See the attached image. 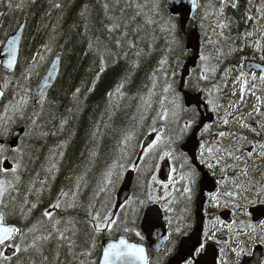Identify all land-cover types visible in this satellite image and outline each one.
I'll list each match as a JSON object with an SVG mask.
<instances>
[{
    "label": "trees",
    "instance_id": "trees-1",
    "mask_svg": "<svg viewBox=\"0 0 264 264\" xmlns=\"http://www.w3.org/2000/svg\"><path fill=\"white\" fill-rule=\"evenodd\" d=\"M21 2L22 7L17 8L16 5ZM105 3L109 5L107 12L103 8ZM156 3L157 0H119L117 6L116 0H4L1 4L0 40L15 30L23 19H26V26L18 67L12 74L0 69V84L7 77L13 81L10 85L13 91L16 90L17 80L32 88L52 56H61L60 73L53 86L45 92L46 100L36 126L31 125L29 117L33 111L40 112V107L30 102L24 118L17 115L8 128L11 131L14 127H23L30 135L22 134L18 142L23 152L22 160L19 155L16 157L23 165L17 172L20 179L14 190L6 194L8 207L2 208L7 221L21 229L36 225L38 232L35 234H47L51 230V222L42 214L56 202L62 191L68 192L67 197H61L59 209H49L54 211L55 219L62 221L59 225L61 229L71 221L77 230L72 237L75 256L69 253L65 242L59 248L60 264H80L81 261L88 264L89 260H95L100 255L103 238L126 235L132 241L143 242L135 233L139 232L143 210L153 203L149 185L164 151H173L176 168L182 167L184 175L193 168L180 151V145L199 119L194 107L184 106L179 91L180 71L191 52L186 49V35L178 21H172L178 24L175 35L166 30L171 15L165 0H159L158 9ZM56 4L61 6L57 8ZM198 4L188 28L197 24L200 54L196 67L185 78L183 89L201 93L208 110L214 113L208 133L200 135L201 143L205 144L212 140V129L219 122L232 83L238 79L234 69L249 56L252 39L244 36L249 32L251 23L246 20L243 0H239L237 8H226L224 17L229 27L223 30L222 35L217 28L218 16L212 15L215 1L200 0ZM137 5L141 7L137 8ZM82 12L84 15H81ZM112 16L120 19L121 28L110 33L107 31V27L111 26L108 17ZM117 39L121 41L120 46L116 44ZM130 43L134 47H129ZM44 45L51 51L45 52ZM37 52L42 53L45 59L42 63L37 62L32 79L24 81L20 74ZM201 56L207 59L201 60ZM101 57L106 65L102 73ZM161 60L165 63L161 64ZM213 68L214 72L211 71ZM203 75L208 79H203ZM120 84L124 85L122 95L116 92ZM168 85L171 88L165 93L164 88ZM249 86L261 96L264 119L263 86L255 81H250ZM77 88L79 93H76ZM150 90L152 95L149 97ZM109 92L113 94L111 97ZM141 97L151 104L150 108ZM12 99V92L9 91L0 105V114ZM165 109L167 119L162 118ZM189 120H194V125L182 131ZM153 128L161 135V142L151 152H142L145 138L151 134L156 136ZM128 135L131 139L125 144L124 138ZM2 137L7 136L0 132ZM261 142L264 144V138H259L257 145ZM6 154L12 162L13 154ZM52 164L56 168L47 171ZM113 165H117L112 169L113 182L101 191L106 185V174ZM131 169L134 175L129 198L117 209V190L125 173ZM41 181L46 183L41 185ZM181 185L176 188L179 194ZM179 194H176L175 200ZM25 200L29 201V205H24ZM32 203L37 207L28 212L27 208ZM70 203L75 206L68 207ZM89 204L100 209L102 215L116 210L113 217H118L110 235L104 232L97 236V247L91 257L81 255L89 250L94 235L88 223ZM172 206L176 210L173 213L181 216L182 204L177 200ZM22 207L26 219L21 218ZM33 235L27 234L24 243H31ZM66 235L71 237V231ZM55 249L56 242L53 241L44 246L43 253L52 256ZM168 250L158 256L157 264L166 261ZM154 257L150 255V264L157 262H154ZM29 258L40 264V256L34 250L22 252L19 261L14 259L9 264H27ZM0 264L3 262L0 261Z\"/></svg>",
    "mask_w": 264,
    "mask_h": 264
},
{
    "label": "snow or ice",
    "instance_id": "snow-or-ice-1",
    "mask_svg": "<svg viewBox=\"0 0 264 264\" xmlns=\"http://www.w3.org/2000/svg\"><path fill=\"white\" fill-rule=\"evenodd\" d=\"M117 6L119 5V0H116ZM185 4V0H168V7L169 11L171 12V16L168 20V29L171 31L174 35L178 30V24L173 23L172 21H178L180 24L183 23L184 19L186 18L182 12V8ZM190 7L188 8L189 12H192L193 10L197 9L199 7L198 0H189ZM218 5V7H216ZM57 8H59L61 5L56 4ZM9 7H12L11 4H9ZM17 8L22 7V2L18 3L16 5ZM140 5H137V8H140ZM155 7L159 8V0H157V3ZM232 7L237 8L238 3L237 0H215V4L213 5L214 11L212 15L218 16L217 19V28L221 30V35L223 34V30L229 27V22L226 21V17H224V13L226 8ZM87 6H85L86 10ZM103 8L105 9V12L109 10V5L105 3L103 5ZM258 11H264V4L260 6ZM81 15H84V12L81 13ZM207 16L208 13H205ZM108 19L111 21V26L107 27V31L115 32L120 30L121 28V21L118 17L112 16L108 17ZM247 19L251 21L253 19L252 16H248ZM151 23V21H148ZM126 26V25H125ZM215 31V29H214ZM253 34L250 32H247L244 34L245 38L251 37ZM126 38V34H125ZM19 40L20 37L18 35L12 34L10 38H8V34L5 35V39L0 40V53H3L5 55V59L3 60V64L7 69H14L18 67L19 61H18V53H19ZM117 46H120L121 41L117 39L116 41ZM89 48L92 47L91 42H89ZM44 51L50 52L51 49L44 45ZM129 47H134V44H129ZM239 49H233V51H237ZM257 50L258 51H264V47L260 45V43H257ZM45 57L42 53L37 52L36 55L32 56L31 61L27 67L21 72V77L24 81H30L32 79V76L34 74L35 68L37 67V62L39 61L42 63L44 61ZM207 59L204 56H201V60ZM262 60H264V56L261 57ZM60 56L57 55L55 58V61L53 62V67H55L56 64L60 63ZM161 64H164L165 61L161 60ZM101 69L100 72L102 73L105 70V64L103 61V57H101ZM240 67H245L243 63H241ZM251 67L255 69H259L261 72V75L257 78L255 72H252L251 74V81H256L259 79L260 81L264 82V66L260 64H252ZM205 71H208V69H205ZM211 71H215V69H211ZM38 74V73H36ZM155 74H153L154 76ZM49 76H51V73H49ZM99 76V74H98ZM203 79H208L206 75L202 76ZM238 79L242 80L243 86L241 87L240 91L243 95L245 91V86L249 84V74L246 71H240L238 75ZM13 83V81L7 77L4 78L2 84H0V99H3L7 96L8 92H12L13 99L9 102L8 105L4 106V114L3 116H0V120L7 119L8 121L13 120L17 115L23 119L26 113V110L30 104V102L35 101V103L40 107V112L33 111L32 115L29 117V120L31 122V125L34 127L37 124V119L40 117L42 111H43V105L46 100L45 95V89L48 85V80H44V85L40 88L39 93L36 94L32 91L30 87H27L23 85L20 80L16 81V90L13 91L10 88V85ZM124 87L123 84H120L116 88V92L118 94H121V89ZM153 87H155V81L153 80ZM171 88V85H168L164 88V92L167 93L169 89ZM92 89H90L91 91ZM80 89H76V93H79ZM109 97H111L113 94L111 92L108 93ZM152 95L151 90L149 91V97ZM142 100H144L143 97H141ZM257 99H260L259 97ZM144 103L150 108L151 104L144 100ZM211 103V101H209ZM161 105H163V100L161 101ZM195 111V109H194ZM160 115V114H158ZM168 113L165 109L163 111L162 118L167 119ZM155 123V120L153 121ZM194 120H189L185 123L184 128L182 131L187 130L191 128L194 125ZM224 123L227 124L228 120L225 119ZM6 126V125H5ZM247 126V125H245ZM209 126L205 125L204 128L207 130ZM255 131V129H253ZM20 132L24 134V136L30 135L29 131H26L24 128L20 129ZM152 132L156 133L155 139H152L150 142L146 144V148L144 151L151 152L152 150L156 149L161 142V135L156 132V129L153 128ZM220 137H224L227 135L225 132H220L218 134ZM6 137L0 138V209L7 208L8 205L5 203V197L6 194H8L10 191L14 190L15 185L19 182V175H17L18 169H20L23 165L21 163L23 152L22 148L19 144L16 143L17 140H21L22 138L17 136L13 137V142L10 146H5L4 140ZM131 139V136H125V144L128 140ZM171 143V140L169 141ZM259 147L261 149H264V144H260ZM202 149H205L204 145H201ZM207 153L209 155L212 154L213 149L211 147L206 149ZM216 151H219V149H216ZM228 157H232L233 153L227 149L224 150ZM6 153H12V162L9 161L8 155ZM254 154L264 157V151L256 152L255 145L253 146L252 150L247 153V157L251 158ZM17 155L21 157V160H17ZM62 155V153H61ZM203 156V152L201 153ZM173 157V151H164L160 155V159L164 160L165 158H172ZM236 160H240V156H235ZM224 162V157L220 156L216 158V164H220ZM117 165H113L112 168L109 169V171L106 174L105 180L106 185L104 188L101 189V191H105L107 189V185H111L113 182V176L114 172L112 169L116 168ZM119 167H123L122 165H119ZM135 167V165H133ZM209 168L215 167L213 164H208ZM225 167L227 168L228 165L225 163ZM56 168L55 164H52L47 171L51 172L53 169ZM175 169H173L174 171ZM243 175H247V165L240 170ZM11 175V179H5L4 177H7ZM195 176L196 171L194 168H190L189 172L186 173L184 176H181V180L186 181V185L183 188V194L188 196V198H191L192 194V187L191 185L195 183ZM55 178L54 176L52 177ZM155 179V177H153ZM171 179V178H170ZM41 185H44L46 181H41ZM242 185L237 184L235 187L237 190L241 188ZM79 183L76 185L77 191H79ZM167 187V185H165ZM246 190V189H245ZM255 197L256 201H259L260 204L264 205V200L261 199V197H264V185L257 182L256 184V190H255ZM69 195L68 192L62 191L58 197L55 203H52L49 205L48 209H45L43 212V217L47 218L51 222V230L47 232V234H35L38 232V228L36 225H33L27 229H21L20 227H17L14 224H7L5 222L6 213L3 210H0V261L3 262V264H9V262L13 261L14 259L19 261L20 254L22 252H29L30 250H34L39 256H40V264H60L59 259V248L62 246L65 242H67V247L69 250V253H73V249L75 248V242L72 239L76 235V228L75 224L71 221L66 222V226L61 229L59 225L62 223L61 220H57L54 218V211H50L49 209H59L61 207V197H67ZM73 197H75L76 193H72ZM165 195H169V193L165 192ZM226 196L232 197V196H238L239 191L236 193L233 192H226ZM215 199V197H214ZM256 201L250 200L249 203H254ZM143 203V202H141ZM24 205H29V201L25 200ZM68 207H74V203H70L67 205ZM37 205L35 203L30 204V206L27 208L28 212H31L32 209H35ZM103 207V206H102ZM239 207V205H238ZM88 216L89 220L88 223L91 227L92 232L94 233L92 239V243L89 245V250L85 253H81V255H85L87 257H91L95 250H96V238L99 234H102L104 232H108L109 235L113 229V227L118 223V217L114 218L112 213L103 214L100 209H95L94 205L89 204L88 205ZM21 218L26 219V215L24 213V208H21ZM68 225H71L69 227ZM155 226V225H153ZM71 231L72 236L66 235ZM127 232L128 229H125ZM176 233H180L181 229L176 228ZM255 229H253V232ZM27 234H34L33 238L31 240V243H24ZM136 236L140 237L141 241H143L144 237L141 236L140 232L135 233ZM151 235V233H149ZM169 237L165 236L164 240H168ZM259 243L254 245L253 251L251 253L246 252V249L243 247L238 246L236 249H233V252L235 255L240 258V264H261V260L259 257L261 255H264V251H261L264 249V237H259ZM56 242V249L54 251V254L52 256H46L43 253V248L46 244L50 242ZM207 241H197L196 244L192 245L188 253L183 258V264H200V259L202 253L205 251ZM23 245V246H22ZM223 249H221V252ZM27 264H36V261L32 258H29ZM80 264H85L84 261H81ZM88 264H149L148 257L146 255V249L143 246L142 243H132L129 242L125 237L121 236L118 240H110V241H104V243L101 245L100 248V255L95 260H89ZM221 264H224L223 261H221Z\"/></svg>",
    "mask_w": 264,
    "mask_h": 264
},
{
    "label": "flooded vegetation",
    "instance_id": "flooded-vegetation-1",
    "mask_svg": "<svg viewBox=\"0 0 264 264\" xmlns=\"http://www.w3.org/2000/svg\"><path fill=\"white\" fill-rule=\"evenodd\" d=\"M249 151L251 150L232 152L234 154L232 157H228L224 151L215 152L216 155H219H217V157L223 156L225 160L224 162L212 168L208 167V164L213 163L210 161V159L204 160L201 158L199 161L206 166L207 171L216 183V189L213 192L205 193L203 207V229L200 233V241L206 240V245L211 244L216 248L217 255L215 264H221L222 256L224 253L231 251V246H235L234 249H236L238 246L244 247L245 245H248V248H245L246 252L251 253L253 251L254 245L259 243L258 238L264 237V213H255L252 211V209L257 207H264V205L260 204L259 201H256L254 194L256 190V184L260 181L255 170L261 166L264 167V157L262 160H259L260 156L254 154L251 158H248L247 153ZM260 151H264V149L256 150V152ZM205 154L210 157L212 155H209L207 152H205ZM235 156H240L241 159L236 160ZM169 163L171 169L176 168V160L170 158ZM225 163L228 165L227 168L225 167ZM246 165L248 171L250 167L252 170L247 174L246 177H243L242 174L239 173H241L240 170ZM231 169L233 172L227 173V171H231ZM262 170L264 171V168H262ZM219 172L221 174L220 176L217 175ZM197 174L195 177L196 183L191 185V198L189 199L188 196L184 195L183 193H180L177 197V200L182 204L181 219L176 224H174L172 220L167 219L169 239L163 252L167 249L169 250L167 252L168 258L163 264H166L167 260L174 255L180 241L183 238L188 237L194 228L195 201L199 193L200 176ZM238 177L241 178L240 185H242L239 190H237L235 187V185H237L236 179ZM261 179L262 180L260 184L264 185V174L262 175ZM185 183L187 182L184 181V185ZM172 187L170 191H172ZM173 191H175V187ZM237 191H239L238 196L229 197L225 195L226 192L236 193ZM172 193L175 196L176 192ZM261 199L264 200V197H261ZM177 200L173 199V204H175ZM250 200L256 202L249 203ZM175 211L176 210H173L172 206V213ZM262 211L263 210L260 212ZM172 216L176 218L174 214H172ZM211 222H213V224H210ZM176 228H180L181 232L176 233ZM253 229H255L254 232ZM206 234H216V237L213 239L210 237L208 238ZM221 249H223L222 252ZM261 251H264V249ZM161 253L162 252L150 254L155 256L154 262L157 260V262L154 264L158 263L157 258ZM259 259L261 260V264H264V255H261ZM224 264H240V258L237 257L235 263L225 262Z\"/></svg>",
    "mask_w": 264,
    "mask_h": 264
},
{
    "label": "water",
    "instance_id": "water-1",
    "mask_svg": "<svg viewBox=\"0 0 264 264\" xmlns=\"http://www.w3.org/2000/svg\"><path fill=\"white\" fill-rule=\"evenodd\" d=\"M2 1L3 0H0V4ZM165 2L167 5V9L169 11L168 0H165ZM189 7H190L189 0H185V4L182 8V12L186 18L184 19L182 24L179 23V27L181 31L185 33L186 35L185 45H186V48L191 51V55L184 62L183 67L181 69L180 80H179V91L182 94L184 105L186 107L194 106L197 109L199 113V120H198L197 125L193 127L191 133L187 136L184 142H182V144L180 145V150L187 155V157L190 159L191 164L196 168V170L200 174L199 193L195 201L196 204H195L194 228L192 229L188 237H185L180 241L174 255L168 259L166 264H182L183 258L188 253L189 248L192 245L196 244L198 240L200 241V235H201L200 233L202 232V229H203V220H204L202 210H203V204L205 201V192L210 193L216 189V185H215L213 178L210 177L208 172L204 169V167L198 163L197 156H196V152L199 146L198 134L206 123H212L214 119V115L212 112L208 111L207 105L202 101L200 93H190L188 91L183 90L185 78L189 74L190 68L195 67L197 59H198V52H199V34L197 32L196 25L194 24V27L192 29H190L189 31H186L187 23L193 16L194 11L196 10L195 9L192 12H189L188 11ZM169 13L171 14L170 11ZM25 26H26V19H23L22 22L17 26L15 31L8 35V38H10L12 34L18 35L20 37L18 59L20 55V47H21L22 39H23L24 32H25ZM57 55L59 54H55L51 58L46 68V71L39 78V80L32 86V91L34 93L36 94L39 93L40 88L44 85L45 79L48 80V85L46 86L45 91L51 88L53 84L55 83L60 73L61 62H62L60 60V63L56 64L55 67H53V62L55 61V58ZM5 58H6L5 55L3 53H0V67L8 73H13L16 68L7 69L5 65L3 64V60ZM252 64H260L264 66V64L258 63L256 61H247L245 63V70L247 72L254 71L255 73L261 74L259 69H255L251 67ZM49 73H51V76H49ZM2 100L3 99H0V103L2 102ZM33 102L35 103V101ZM21 128L22 127L16 128L12 132L8 140L9 146L13 142V137H17V136L21 137V135L23 134L20 132ZM152 139H153L152 135L148 136L145 139L143 145L146 146V144L150 142ZM16 143H18V140L16 141ZM169 171H170L169 162L165 160L160 165V168L158 171V178L161 181H166L168 178ZM133 175L134 173L131 170L125 173L123 180L116 193V207H119L127 200L129 196L130 188L132 185ZM261 210L263 211L260 212ZM252 211H254L255 213H258V212L264 213V207H257L255 209H252ZM7 224H14V223L9 222ZM167 230H168V224H167V221L164 220L162 210L159 208V206L156 204H153L145 208L143 215H142V219L140 221V231L144 236L145 244H143V246L146 249L147 257H148V251L158 253L161 250H163L164 245L167 241V240H164V237L168 236ZM149 233H151V235H149ZM121 236L129 240L127 236L125 235H120L117 238H103L101 240V245L104 243V241L118 240ZM129 242L136 243L131 240H129ZM216 255H217L216 248L211 244L206 245L205 251L201 255L200 264H215Z\"/></svg>",
    "mask_w": 264,
    "mask_h": 264
},
{
    "label": "rangeland",
    "instance_id": "rangeland-1",
    "mask_svg": "<svg viewBox=\"0 0 264 264\" xmlns=\"http://www.w3.org/2000/svg\"><path fill=\"white\" fill-rule=\"evenodd\" d=\"M258 1L259 3L262 4L264 2V0H258ZM254 2L255 0H245V7L247 8L246 20L249 21L247 19L248 16L253 17V19L250 21L251 27L249 30V32L253 34L251 37H249L252 39L251 53L255 55V58L258 57L261 59V57L264 56V52L257 50V43L259 42L260 45L264 47L263 45L264 11H258L260 7L256 8L255 11H253ZM240 71H243L242 67L237 71V75H239ZM256 76L258 78L260 75H256ZM250 77L251 75L249 74V82L251 81ZM255 82L263 86L262 89H264V82L260 81L259 79H257ZM242 86H243V82L240 79H237L232 83L231 89L229 91L227 103L224 105L223 110L219 116V122L212 129V140L207 141V143L205 144H202L201 142L199 144V148H198L200 155L199 157H201L204 160L210 159V161H212L215 166L218 165L216 164V158L218 154L216 155L215 152L224 151L225 149L231 152L252 150L254 145L256 147V150H262L259 147L260 144L257 145V140L259 138L261 139L264 138V119L261 111V102H260L261 96L257 95V93L250 88L249 84L245 86V91L242 95L240 91ZM258 97L260 99H257ZM3 114L4 111H2L0 116H3ZM225 119L228 120L227 124L224 123ZM13 123L14 120L11 121H8L7 119L0 120V132L1 133L3 132L5 134L10 124ZM252 123L255 124L256 127H252ZM253 129H255V131ZM220 132H225L227 135H225L224 137H220L218 135ZM207 133H208V128L207 130H205L204 128L201 131V134H207ZM261 144H263V142H261ZM201 145L205 146V150L201 148ZM209 147L213 149L211 157L205 154V152H207L206 149ZM144 149L142 152H144ZM216 149H219V151H216ZM202 152H203V156L201 155ZM262 159L263 157H260L259 160ZM162 161L163 160L160 159V161L158 162V167L156 169L155 175L153 176L155 177V179H152L149 185L151 188L150 198L152 199L153 203H157L162 208V210L165 212L166 218L172 220V222L176 224L181 219V216L172 213V202L173 199L175 198L172 192L175 193L177 186L181 185L183 181V185H181V191H180L181 194L183 193L182 189L183 187H185L186 183L184 185V180H181V176H184L185 170H183L182 167L174 168L175 169L174 171L173 169H171L168 175V179L166 181H161L158 178V169ZM262 168L264 167L261 166L256 170L254 168L256 175L259 177L260 180L259 183H261L262 180L261 177L264 174ZM251 170L252 169L250 167L249 171H247V174L251 172ZM220 172L217 173L218 176L221 175ZM228 172L229 173L233 172V170L231 169V171L229 170L227 171V173ZM242 176L246 177L247 175L245 176L242 174ZM240 180L241 178L238 177L236 179V183L240 184ZM165 185H167V187H165ZM171 187H172V191H170ZM174 187H175V191H173ZM165 192L169 193V195L166 196ZM115 211L111 212L113 216L115 214ZM172 214H174L176 218H174ZM210 224H213V222H211ZM206 236L208 238L210 237L213 239L216 237V234H206ZM234 247L235 246H231V251L224 253L221 261H223L224 263L236 262L237 256L233 252ZM243 248H248V245H245Z\"/></svg>",
    "mask_w": 264,
    "mask_h": 264
},
{
    "label": "bare ground",
    "instance_id": "bare-ground-1",
    "mask_svg": "<svg viewBox=\"0 0 264 264\" xmlns=\"http://www.w3.org/2000/svg\"><path fill=\"white\" fill-rule=\"evenodd\" d=\"M247 9V8H246ZM190 73V72H189ZM184 90V89H183Z\"/></svg>",
    "mask_w": 264,
    "mask_h": 264
}]
</instances>
